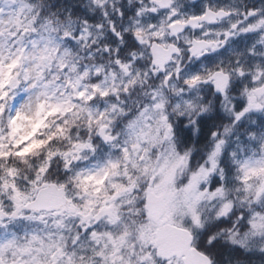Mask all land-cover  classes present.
Wrapping results in <instances>:
<instances>
[{"label":"clouds","instance_id":"clouds-1","mask_svg":"<svg viewBox=\"0 0 264 264\" xmlns=\"http://www.w3.org/2000/svg\"><path fill=\"white\" fill-rule=\"evenodd\" d=\"M209 10L228 15L191 23ZM262 21L264 0H0V56L5 66L22 56L0 96V143L12 153L0 156V243L37 236L60 246V264H105L106 234L126 235L123 264H140L144 192L174 171L178 185L203 177L200 224L181 222L209 264H264V231L249 224L264 199L245 191L238 166L264 156V108L248 107L264 87ZM225 32L226 45L211 43ZM45 184L91 221L64 207L17 213L13 185L31 200ZM106 203L119 220L102 215ZM18 247L3 264L49 260L40 244L31 256Z\"/></svg>","mask_w":264,"mask_h":264},{"label":"snow or ice","instance_id":"snow-or-ice-1","mask_svg":"<svg viewBox=\"0 0 264 264\" xmlns=\"http://www.w3.org/2000/svg\"><path fill=\"white\" fill-rule=\"evenodd\" d=\"M228 13L220 10L212 12L209 10L205 15L191 18V23L195 26L198 21H207L215 23L218 17H224ZM264 22V21H262ZM184 21H176L171 27L175 28L178 24L183 25ZM236 28V25H232ZM139 34V33H138ZM219 35V34H218ZM232 33L225 32L219 41H213V44H227ZM35 44V42H33ZM198 44L200 42H197ZM22 56L13 58L11 63L4 65L3 57L0 56V96H6L4 91L6 85L12 84L13 69H16L21 62ZM5 67L7 71H5ZM264 74V73H262ZM243 75V72H241ZM248 107L251 109L264 108V87L252 88L248 93ZM56 111V109H54ZM23 118V113H18L16 119L10 120L12 128V140L17 148L20 147L22 140H16L18 131L17 120ZM239 118V115L238 117ZM43 120L34 124L29 136L35 135L36 130L43 126ZM24 137L22 139H27ZM41 142H35L22 152H17L15 155L23 157L33 149L39 148ZM12 153L3 151V144L0 143V156H10ZM238 166L241 172L242 183L245 191L252 194L257 200L264 199V156L260 158L249 157L243 161H238ZM10 174H14V170H10ZM94 179V178H91ZM104 179H107L105 175ZM203 177L194 175L191 182L183 185H178L175 180V172H161L159 177H154L153 184L144 192V200L142 201L143 211L141 213L143 222L137 226V233L143 245L149 249L145 255L140 257V264H158L162 261L163 264H209L208 258L198 249L192 246V234L183 226L181 219L183 217H191L192 222L199 225V205L204 193L200 192ZM35 183V181H34ZM103 184L104 180L98 181ZM117 189L119 196V186L113 185ZM13 190L16 195L13 199L16 201V212L20 213L25 208L31 209L33 212H41L52 207H64V210L69 213L81 215L85 220L91 221V216H86L80 212L75 205H65V198L62 196L61 190L56 186L45 184L42 188L37 186V195L29 200L20 194L13 185ZM99 192V190H97ZM117 197H113L115 200ZM102 215L107 214L111 220H119V212L115 205H108L101 210ZM5 213L0 211V220L3 219ZM34 218V217H32ZM99 219V217H96ZM250 227L254 232L264 231V216H253L249 222ZM96 237L97 234L93 233ZM40 244L41 247L36 251L44 252L49 260L45 261L38 257H33L30 264H60V258L65 256V253L59 245L51 243L47 249L43 247V240L40 237L33 236L32 240L26 245L18 247L15 239L9 240L6 243H0V264H3V255L8 248L18 247L20 254L31 256L33 253V245ZM127 244L126 235L119 237L112 234H106L104 244L105 251H98V255L105 261V264H123L124 258L122 255L124 246ZM110 249V250H109ZM20 264H24L21 260ZM67 264H72V259L67 258Z\"/></svg>","mask_w":264,"mask_h":264}]
</instances>
